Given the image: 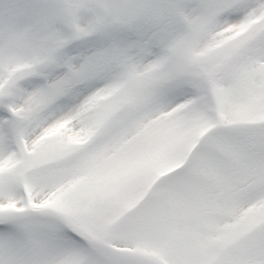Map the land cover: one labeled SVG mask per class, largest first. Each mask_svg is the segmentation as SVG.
Wrapping results in <instances>:
<instances>
[{
    "label": "snow or ice",
    "instance_id": "obj_1",
    "mask_svg": "<svg viewBox=\"0 0 264 264\" xmlns=\"http://www.w3.org/2000/svg\"><path fill=\"white\" fill-rule=\"evenodd\" d=\"M0 264H264V0H0Z\"/></svg>",
    "mask_w": 264,
    "mask_h": 264
}]
</instances>
